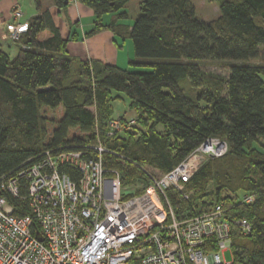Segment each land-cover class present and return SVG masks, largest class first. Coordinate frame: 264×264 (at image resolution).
I'll list each match as a JSON object with an SVG mask.
<instances>
[{"label": "trees", "instance_id": "16d2710c", "mask_svg": "<svg viewBox=\"0 0 264 264\" xmlns=\"http://www.w3.org/2000/svg\"><path fill=\"white\" fill-rule=\"evenodd\" d=\"M78 2L93 12V35L109 30L132 43L129 65L149 71L76 60L49 11L33 0L36 14L13 42L14 56L0 48V178L12 177L38 162L44 152L87 151L99 142L106 170H116L121 185L140 193L148 186L141 170L167 173L206 140L227 146L225 154L204 161L184 183L185 199L168 189L177 220L222 204L229 220L245 219L250 232L231 229L230 264H264V0H208L218 16L204 22L190 0H140L131 25L130 0H52L64 11ZM115 18L102 25V17ZM260 60L254 63L252 61ZM223 64L226 75L206 70ZM113 93L128 100L135 124L108 137L114 118ZM61 108L60 118L47 113ZM61 172L78 180L67 165ZM20 197L26 181L19 180ZM139 185V191L134 189ZM254 197L249 204L244 196ZM18 216L27 203L9 198Z\"/></svg>", "mask_w": 264, "mask_h": 264}, {"label": "built area", "instance_id": "2783aa9c", "mask_svg": "<svg viewBox=\"0 0 264 264\" xmlns=\"http://www.w3.org/2000/svg\"><path fill=\"white\" fill-rule=\"evenodd\" d=\"M15 5L8 38L15 42L27 28ZM119 118L108 124L107 136L122 132ZM87 151L44 152L41 159L12 177L0 178V264H226L222 254L231 251V229L247 235L245 219L229 220L222 204L201 214L177 220L168 189L185 199L183 184L209 158L225 154L224 142L211 138L167 173L145 167L148 186L124 195L116 170H106L101 143ZM67 165L80 173L78 180L61 172ZM26 181L20 197L19 180ZM9 198L27 203L28 214L18 216ZM254 197L246 195L242 203Z\"/></svg>", "mask_w": 264, "mask_h": 264}, {"label": "crops", "instance_id": "0c3cea01", "mask_svg": "<svg viewBox=\"0 0 264 264\" xmlns=\"http://www.w3.org/2000/svg\"><path fill=\"white\" fill-rule=\"evenodd\" d=\"M40 2L51 14L61 37L68 39L66 45L68 56L76 60H88L99 64L114 65L120 69H128L131 61L130 47L127 46V43H130L128 39H121L109 30L87 35V32L96 25L95 17L90 8L72 1L62 12L53 5L52 0H40ZM15 5L24 12L23 14L21 11L20 22H28L29 18L36 14L33 0L28 2L26 8H24L23 0H0V48L10 56H14L17 49L8 38L9 33L6 26L11 22V11ZM137 9L139 10V5ZM114 17H111L109 21H105L102 17L101 24L108 25ZM118 23L128 25L129 21L121 20Z\"/></svg>", "mask_w": 264, "mask_h": 264}, {"label": "rangeland", "instance_id": "374dc122", "mask_svg": "<svg viewBox=\"0 0 264 264\" xmlns=\"http://www.w3.org/2000/svg\"><path fill=\"white\" fill-rule=\"evenodd\" d=\"M23 1L25 3L24 8H26V6L28 5L29 1L31 2V0H23ZM139 1L140 0H130L126 4L125 9H126V12L129 15V19L128 20L124 19L122 21H129L128 24H130V23L132 24V22H133V20L135 18V15L138 12L137 8H138ZM190 2L192 3V5L194 7V10H195V13H196V17L198 19H200V20H202L204 22H207V21L215 19L218 16V7H217L215 2H209L208 0H190ZM23 14H24V12H23ZM111 17L113 18L114 15L106 14V15L103 16V19L105 21H107V20L109 21V19ZM118 20L121 21L120 19H118ZM127 46L130 47L129 54H130L131 60H133L134 54H133V48H132L131 41H130V43L129 42L127 43ZM263 59H264V56H263ZM252 62L258 63V62H261V61L260 60H254ZM128 69L132 70V71H149L148 69H144V68H134V67H132L130 65L128 66ZM205 69L209 70V71H212V72H216V73L222 74V75H226L227 72H228V68L225 65H223V64L209 66V67H206ZM113 98H114L113 101H112L113 117L114 118H118L120 116L130 117L131 116V111L128 108V100H127V98L123 94H120V93H113ZM61 115H62L61 108H58L57 110H55V112L48 111V113H47V117L48 118H54V119L60 118ZM135 188L136 189H134V192L135 191H139L140 186L136 185ZM132 192L133 191L130 190V189L122 190V193L124 195H129ZM221 256H222V260L226 264H230L232 262V253H231L230 250L225 251Z\"/></svg>", "mask_w": 264, "mask_h": 264}]
</instances>
